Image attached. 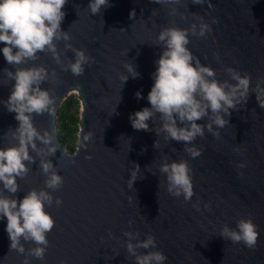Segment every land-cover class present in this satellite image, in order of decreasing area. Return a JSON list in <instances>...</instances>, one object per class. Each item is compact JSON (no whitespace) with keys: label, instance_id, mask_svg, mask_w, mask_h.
Instances as JSON below:
<instances>
[{"label":"water","instance_id":"95a60500","mask_svg":"<svg viewBox=\"0 0 264 264\" xmlns=\"http://www.w3.org/2000/svg\"><path fill=\"white\" fill-rule=\"evenodd\" d=\"M210 2L212 8L192 0L169 6L152 0H109L111 7L93 15L87 9L89 0H67L61 30L70 36L67 43L84 50L94 62L84 66L83 75L74 76L45 51L35 61L17 66L42 65L49 73L55 72V77L50 75L40 85L55 98L54 111L33 114L32 122L38 130L54 134L57 151L48 159L63 177V185L51 192L52 206L45 208L55 225L46 234L49 244L44 260L29 257V264H135L125 250L123 233L127 231L139 232L141 240L151 233L156 250L167 258L164 264H264V108L255 92H249L246 104L237 105L238 110H230L231 115L225 117L229 124L220 129V139L205 132L193 141L202 149L197 158L183 151V142L166 141L163 133L157 136L155 131L134 130L129 120L131 113L150 107L151 74L161 54L156 45L158 33L166 27L188 28L196 22L191 14L203 17L212 29L206 37L189 35L186 47L193 56L211 67L218 81L229 79L225 67L248 73L250 89L264 102V0ZM170 7L176 8V15H169ZM132 11L135 16L130 19ZM213 18L217 23H212ZM55 43L63 63L74 59L64 49V41ZM130 63L140 77L129 76L122 87L121 76L127 74L124 65ZM5 68L15 71L0 53V148L16 143L10 132L5 134L18 126L16 114L3 103L14 84L5 76ZM74 88L83 106L77 148L68 154L55 125L62 101ZM137 91L143 98H136ZM147 123L150 128L160 127L158 119L154 126L152 121ZM197 123L203 125L206 120ZM88 132L93 138L86 142L87 149H80ZM236 147L239 154L233 151ZM86 155L92 158L85 159ZM165 156L185 160L192 169L194 196L190 201L167 191L166 178L159 171ZM39 160L37 157L27 175L17 180L21 189L15 194L18 201L30 189L44 188L46 177ZM241 162L246 164L243 169L238 168ZM133 164L139 165L140 172L130 190L126 182ZM57 197L62 201L59 207ZM197 200L199 211L193 207ZM205 204H209L208 210ZM247 217L259 233L254 250L219 236L223 225L235 228L237 220ZM6 222L0 218V264H22L24 255L9 250ZM34 246L24 243L26 250Z\"/></svg>","mask_w":264,"mask_h":264},{"label":"clouds","instance_id":"9594fccd","mask_svg":"<svg viewBox=\"0 0 264 264\" xmlns=\"http://www.w3.org/2000/svg\"><path fill=\"white\" fill-rule=\"evenodd\" d=\"M159 5H177L180 0H152ZM67 0H0V48L5 61L15 68L9 71L5 68L4 74L8 80L14 81L11 93L6 101H3L9 112H14L18 126L15 130L9 128L15 144L0 148V218H6L5 231L10 244L9 250H15L24 255L22 264H29V257L44 260L48 247L46 234L50 232L55 221L45 210L51 207L53 196L51 192L58 190L63 185V177L57 173L56 168L48 157L57 151L54 143V134L47 130H38L33 124V114L51 115L54 111L55 98L49 90L41 89L40 85L48 82L49 76L55 77V72L49 73L44 66H32L27 68L17 67L28 61L38 59V53L47 51L64 71H70L74 76L84 74L85 65L93 63V59L84 50L74 48L70 43L68 32L61 30V23L65 17L62 11ZM193 4H207L212 8L210 0H192ZM111 7L109 0H89L87 9L93 14H101L102 8ZM175 7H170L169 15H176ZM195 21L188 28L166 27L156 37V45L161 48L159 59L155 61L156 70L151 74L153 84L147 95L150 107H144L131 113L129 120L134 130L155 131L159 136L164 134L166 141L174 140L183 142L186 153L192 158L202 154L193 141L197 137H204L205 132L214 138L220 139V129L229 124L225 119L231 115L230 110H238L237 105L246 104L250 91L255 92L256 100L261 108V101L255 90L250 89L251 77L248 73L243 75L231 67H225L229 79L218 81L215 71L201 65L186 47L189 35L202 38L212 31L209 23L197 14H191ZM135 12L129 14L133 18ZM182 18H184L182 16ZM212 23H217L215 18ZM64 41V49L74 54V59L66 64L61 60L55 42ZM215 55V54H214ZM217 60L219 57H216ZM127 74L121 76L122 87L131 76L139 78L140 74L135 66L124 65ZM139 100L143 98L140 91L135 93ZM121 99V98H120ZM119 99V101H120ZM119 103V102H118ZM112 115V114H111ZM110 115V116H111ZM159 120V128H150L148 121ZM198 120H206V123L198 124ZM93 138V133L88 132L83 136L79 147L87 149L88 141ZM39 142V146L38 143ZM158 140L154 141L156 148ZM143 152V149L141 150ZM175 151V149H173ZM240 153V148L233 149ZM30 152H34L35 156ZM39 157V169L46 177L44 188L40 190L30 189L22 199L17 200L15 194L21 191L17 182L23 179L31 170L30 165ZM86 155L85 159H91ZM148 166H146L147 168ZM246 164L241 162L238 168L243 169ZM167 182V191L175 198L183 197L188 202L194 196L192 169L185 160H169L165 156L159 168ZM140 167L133 164L129 170L127 187L131 190L137 180ZM242 175V173H238ZM45 189L51 190L46 191ZM7 193L5 195L4 193ZM131 197L129 201L131 202ZM62 201L55 198V205L59 207ZM193 207L199 211V200L193 203ZM205 204V210L209 209ZM132 221H129L131 226ZM125 250L134 258L135 264H164L166 256L157 249L156 239L151 234H146L140 239L139 232L127 231L123 233ZM257 225L251 217L241 218L236 221L235 228L227 224L220 229L219 236L233 243H243L245 247L254 250L258 239ZM32 242L35 246L27 250L24 243ZM135 241V243H133ZM145 250L144 252L139 251ZM61 264L63 262L61 261Z\"/></svg>","mask_w":264,"mask_h":264},{"label":"trees","instance_id":"16d2710c","mask_svg":"<svg viewBox=\"0 0 264 264\" xmlns=\"http://www.w3.org/2000/svg\"><path fill=\"white\" fill-rule=\"evenodd\" d=\"M78 100L72 94L68 95L61 103L58 114L57 123L55 125L56 133L59 141L68 154L75 151L76 132L78 130L77 124L79 121L76 113H72V108H76Z\"/></svg>","mask_w":264,"mask_h":264},{"label":"rangeland","instance_id":"374dc122","mask_svg":"<svg viewBox=\"0 0 264 264\" xmlns=\"http://www.w3.org/2000/svg\"><path fill=\"white\" fill-rule=\"evenodd\" d=\"M70 94H72L73 96H75L76 98H77V100H78V104H77V107L75 108H72V110H71V112L72 113H76V115L78 116V118L80 117V115H81V109H82V103H81V101H80V99H79V97H78V93H76V92H72V93H70ZM69 94V95H70ZM56 123H57V120H56ZM77 127H78V130H77V132H76V139H75V149L77 148V143H78V134H79V128H80V124H79V121H78V124H77ZM70 154H72V153H70Z\"/></svg>","mask_w":264,"mask_h":264},{"label":"bare ground","instance_id":"6f19581e","mask_svg":"<svg viewBox=\"0 0 264 264\" xmlns=\"http://www.w3.org/2000/svg\"><path fill=\"white\" fill-rule=\"evenodd\" d=\"M72 92H76V93H78V89L77 88H74V89H72V91H70V93H72ZM81 101V103H82V100H80ZM82 106H83V103H82Z\"/></svg>","mask_w":264,"mask_h":264}]
</instances>
